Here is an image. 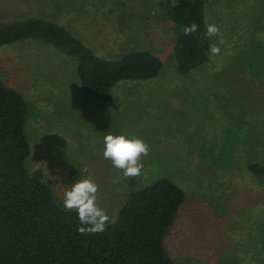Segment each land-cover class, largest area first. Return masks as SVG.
Listing matches in <instances>:
<instances>
[{
    "label": "rangeland",
    "instance_id": "1",
    "mask_svg": "<svg viewBox=\"0 0 264 264\" xmlns=\"http://www.w3.org/2000/svg\"><path fill=\"white\" fill-rule=\"evenodd\" d=\"M165 2L0 0V21L41 17L65 27L100 57L144 49L163 61L156 77L123 80L111 88V99L91 102L81 90L76 59L27 39L0 46V78L26 100L27 166L42 170L56 197L91 177L112 222L132 191L168 177L186 194L163 239L173 264H235L231 258L238 264L247 219L240 211L255 206L248 193L252 176L241 167L250 149L244 145L255 138L250 130L264 104V84H257V69L244 57L257 56L256 45L264 44V0H208L207 24L220 28L224 42L219 55L210 54L187 74L176 69V33L163 17ZM246 118L249 124L240 126ZM107 132L135 134L149 145L140 175L124 177L104 159ZM225 157L229 162L223 164Z\"/></svg>",
    "mask_w": 264,
    "mask_h": 264
},
{
    "label": "trees",
    "instance_id": "2",
    "mask_svg": "<svg viewBox=\"0 0 264 264\" xmlns=\"http://www.w3.org/2000/svg\"><path fill=\"white\" fill-rule=\"evenodd\" d=\"M165 3L163 17L173 23L176 33V69L187 74L209 59L215 44L205 35L208 0ZM193 22L198 31L185 35L183 28ZM27 39L41 40L76 59L81 90L91 102L111 99V88L123 80L151 79L163 68L161 58L144 49L117 59L100 57L65 27L41 17L0 21V46ZM257 51L255 57L245 53L244 59L256 67L257 84L262 85L263 43L258 42ZM26 115L24 97L0 78V264H173L163 239L186 199L184 190L168 177H158L132 191L103 232L81 234L76 213L63 209L42 170L27 166L31 146L25 134ZM256 115L257 124L250 130L256 135L245 139L244 146L250 149L245 148L241 166L248 169L247 178L252 176L248 193L255 206L240 211L247 222L239 236L244 247L238 251L242 257L238 264L247 260L264 264V104ZM246 124L247 118L240 126ZM221 160L229 162L227 157Z\"/></svg>",
    "mask_w": 264,
    "mask_h": 264
},
{
    "label": "clouds",
    "instance_id": "3",
    "mask_svg": "<svg viewBox=\"0 0 264 264\" xmlns=\"http://www.w3.org/2000/svg\"><path fill=\"white\" fill-rule=\"evenodd\" d=\"M195 22L183 28L185 35L198 31ZM205 35L218 38L219 44H212L209 52L212 56L220 54L223 36L220 28L210 23L206 25ZM94 147V146H93ZM149 145L139 136L128 132L119 134L107 132L103 137L101 154L111 162L112 167L122 170L124 177L138 176L144 167L141 156L149 154ZM99 185L91 177L76 180L62 194V207L65 211L75 212L79 220L77 231L81 234L103 232L110 223L106 210L97 202Z\"/></svg>",
    "mask_w": 264,
    "mask_h": 264
}]
</instances>
